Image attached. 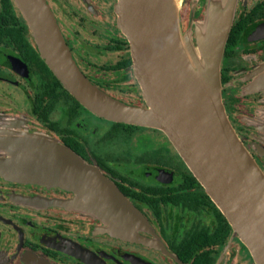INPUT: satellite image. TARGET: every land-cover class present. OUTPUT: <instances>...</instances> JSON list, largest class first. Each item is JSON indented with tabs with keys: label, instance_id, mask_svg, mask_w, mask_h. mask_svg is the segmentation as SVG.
<instances>
[{
	"label": "flooded vegetation",
	"instance_id": "flooded-vegetation-1",
	"mask_svg": "<svg viewBox=\"0 0 264 264\" xmlns=\"http://www.w3.org/2000/svg\"><path fill=\"white\" fill-rule=\"evenodd\" d=\"M207 1L194 2L192 20ZM227 1L222 102L264 172V90L249 86L264 65V0ZM46 2L82 73L113 97L143 104L116 0ZM191 6L182 0V29ZM57 80L14 1L0 0V136L18 119V130L59 140L113 183L138 222L132 237L115 233L95 214L62 204L73 193L0 175V264H255L161 130L101 118Z\"/></svg>",
	"mask_w": 264,
	"mask_h": 264
},
{
	"label": "water",
	"instance_id": "water-1",
	"mask_svg": "<svg viewBox=\"0 0 264 264\" xmlns=\"http://www.w3.org/2000/svg\"><path fill=\"white\" fill-rule=\"evenodd\" d=\"M13 1L61 85L101 118L161 130L254 263L264 264V172L236 134L221 97L220 64L232 22L229 2L208 0L195 20L193 4L182 29L168 0H116V25L129 43L143 99L137 105L106 93L82 73L46 0ZM249 86L264 90V65ZM11 126L15 131L0 136V175L67 190L73 196L62 204L95 214L115 233L133 236L136 211L97 167L44 132L18 130V119Z\"/></svg>",
	"mask_w": 264,
	"mask_h": 264
},
{
	"label": "bare ground",
	"instance_id": "bare-ground-1",
	"mask_svg": "<svg viewBox=\"0 0 264 264\" xmlns=\"http://www.w3.org/2000/svg\"><path fill=\"white\" fill-rule=\"evenodd\" d=\"M169 3V8L171 12V16L173 17L175 23L177 25H180L181 27V22H180V9H181V4L182 0H168Z\"/></svg>",
	"mask_w": 264,
	"mask_h": 264
},
{
	"label": "rangeland",
	"instance_id": "rangeland-1",
	"mask_svg": "<svg viewBox=\"0 0 264 264\" xmlns=\"http://www.w3.org/2000/svg\"><path fill=\"white\" fill-rule=\"evenodd\" d=\"M194 2H195L196 4H198V3L196 2V0H190V4H191V5H193ZM186 11H187V10H186ZM185 15H186V12H185ZM187 15H188V13H187ZM185 18H186V19H185ZM197 18H199V17H197ZM197 18H196V19H197ZM184 19H185V21H186V20H187V16H186V17L184 16ZM184 19H183V21H184ZM185 21H184V22H185ZM192 30H194V23L192 24Z\"/></svg>",
	"mask_w": 264,
	"mask_h": 264
},
{
	"label": "trees",
	"instance_id": "trees-1",
	"mask_svg": "<svg viewBox=\"0 0 264 264\" xmlns=\"http://www.w3.org/2000/svg\"><path fill=\"white\" fill-rule=\"evenodd\" d=\"M57 82H58V80H57ZM59 83V82H58Z\"/></svg>",
	"mask_w": 264,
	"mask_h": 264
}]
</instances>
